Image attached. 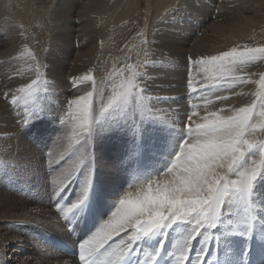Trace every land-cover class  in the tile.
Returning <instances> with one entry per match:
<instances>
[{
	"label": "snow or ice",
	"instance_id": "1",
	"mask_svg": "<svg viewBox=\"0 0 264 264\" xmlns=\"http://www.w3.org/2000/svg\"><path fill=\"white\" fill-rule=\"evenodd\" d=\"M258 58H264V46L233 48L218 55L202 56L199 60L189 57L188 61L193 66L203 65L216 72L235 67L242 73L236 79L246 84L252 81L245 78L248 74L244 68ZM149 62L145 61V66ZM119 75L121 82L112 87L106 102L104 89L97 90L92 76L83 78L92 81L93 91L67 102L69 107L77 109L80 128L58 158L52 159V153L48 154V173L59 168L57 176L60 178L59 182L54 180L50 199L66 222L75 218L73 214L82 209L89 198L96 167L92 145L97 131H123L129 125L127 130L140 142L145 125L156 123L150 117L156 115L159 104L166 102V98L149 91L144 79L146 72L133 73L126 78L123 73ZM259 76L257 99L240 108H229L231 115L211 112L197 120V111L186 114L187 123L181 122L178 130L173 129L177 134L174 148L162 168L129 183L122 195L120 191L112 202L108 218L79 242V264H234L228 255L222 260L207 259L211 242L214 240L218 247L221 243L230 244V236L243 238L240 260L241 264H247V242L255 234L257 221L264 222V203L257 199L256 192L257 185L264 180V139L252 138L257 131V124L253 123L257 100L264 107V72ZM40 79L37 74L36 79L12 94V105H18L21 100L26 103L20 121L24 128L51 114L49 106L36 103V93L41 90L47 93L56 83L54 79L51 83L44 80L41 89L37 87ZM79 82L77 77H72L73 85ZM187 87L189 95L197 92L192 87L191 77ZM94 95L99 104V116L95 114ZM216 99L228 97L217 96ZM58 108L63 111L62 106ZM260 116L264 117V112ZM56 119L61 125L65 123L60 116ZM258 127L264 131V123ZM54 143L63 147L60 136ZM43 180L46 182L47 175ZM73 182H78L79 191L74 200L66 203L67 198L61 197ZM237 207H242L243 215L234 211ZM66 264L77 262L73 259Z\"/></svg>",
	"mask_w": 264,
	"mask_h": 264
},
{
	"label": "rangeland",
	"instance_id": "2",
	"mask_svg": "<svg viewBox=\"0 0 264 264\" xmlns=\"http://www.w3.org/2000/svg\"><path fill=\"white\" fill-rule=\"evenodd\" d=\"M12 2L11 4H13ZM137 2V15H130L128 20H125L120 25L123 27V30L118 35L119 42H117L118 46L116 45L114 51L112 53L108 52L110 51V47H106L104 49V53L106 54H101L100 58L103 56L102 59L96 60L99 65L93 62L94 64L88 70L79 71L67 76L65 80L66 84L63 87L65 89H58L59 87L55 84L54 89H49L47 93L43 90L36 93L38 97L36 103L42 106H49L51 114L32 121L25 128L20 124V121L25 114L26 103L24 100H21L18 105H12V94L16 93L17 89L24 87L25 83H31V79L27 80L31 76H34V79H36L37 74L40 75V84L37 87L41 89L43 88L44 80L49 81V83L52 80L47 78L46 71L40 60L42 54L34 52V46L28 42V35H23L27 43L21 46L19 43L22 41V37L16 31H13L10 25L1 22L0 79H4V81L7 79V83L0 90L2 107H4L0 115V216H17L18 218H11L5 221V225L10 230V233L4 234V231L0 229V244L6 239V241H10L14 236L19 235L28 240L33 247V251L21 250V254L15 253V256L7 252L5 258L19 257L20 262L25 264H66V262H70L73 259L76 260V258L49 249L44 242V236L56 235L64 237L67 235L65 220L60 217V210L55 207V202L50 199V194L55 186L54 180L59 182L60 178L57 176L59 168H57L56 172L48 173V161L50 158L48 154L49 152L52 153V159L58 158L61 151L72 142L75 132L80 128L81 119L79 113L75 106L69 107L67 102L77 96L84 95L86 92L93 91L92 81L83 79L84 77L91 75L95 81L97 90L99 88L104 89V100L106 102L107 98L111 95L112 87L121 82L122 77L119 73H123V77L126 78L133 73L143 74L146 72L147 75L145 77L147 79H144L147 81L151 93L166 98V102L169 103H171L170 100L177 101L178 105H175L177 111L180 110L177 106L183 105L185 107V110H183L185 112L182 110H180L181 113L177 112L175 115L176 122L173 123L162 117V114L164 115L167 110L165 108L166 104L164 102L159 104L156 115L150 117L156 123L145 125V133L140 142L138 139H134L130 130H127L129 125H126V129L123 131H97L95 143L92 145L96 167L94 170L93 186L90 190L92 191L90 207L92 206L93 218L97 220L96 227L111 214L112 202L120 191L122 195L123 190L128 189L129 183H134L141 178L155 173L166 163L167 157L172 154L177 135L173 129L178 130L181 127V122L187 123L186 114L192 111L199 113L198 110L202 109L199 116L195 118L197 120L200 116L211 112H216L218 115L223 116L230 115L221 114L215 109L224 110L223 104L239 93V87L244 88L245 86H249V99L246 100L247 104L245 106L257 99L255 93L259 90V84L256 82H258L260 76H258L259 72L255 68L254 62L244 68L245 73L248 74L245 78L252 81L246 84H241L236 79L242 73H238L239 71L235 67H229L224 72H216L207 70L203 65L193 66L189 64L187 68H183L185 79L176 88L187 90L186 97H181L178 101L176 100L178 98L175 99L174 96L167 98V94L160 95L157 92L158 89L166 90L168 88V81L173 80L167 70L173 73V68H175L177 75L183 69L178 67L177 63L175 65L171 57L166 58V60L152 54V50L146 42L147 36L145 31L148 25V16L151 13L152 0H137ZM8 16L7 14L3 18ZM189 21L193 22L192 19H185L183 23L189 25ZM212 21H205L202 26L209 27L213 23ZM179 31L181 33L177 32L176 35L179 38H184L185 32ZM197 31L200 32L197 36H201L202 30L197 28ZM206 32L208 36H211V38H208L210 40L213 39L212 36L215 37L216 35L215 33L212 34L209 30ZM193 40L198 41L197 39ZM83 44L72 51H64V56L68 59H81L85 53L91 52V49L95 47V44ZM107 48H109L108 51ZM202 56L209 55L190 57L193 60H199ZM145 61H150L146 65L147 68L144 67ZM159 70H161L160 73ZM72 77L79 79L78 85L71 83ZM189 77L192 79V87L197 89V92L191 95H189L190 90L187 87ZM251 77L252 79H250ZM179 80L177 78V82ZM181 84L183 85L181 86ZM202 84L205 87L202 88ZM175 87H177L176 84L174 85ZM58 93L59 95H56ZM17 94L19 95V93ZM48 94H54L57 97H50L53 98L50 101V98L47 96ZM217 96H227L228 99L217 100ZM46 98L49 100L46 101ZM93 100L95 114L99 116V104L96 103L97 97L95 95ZM207 101H211V103H207ZM31 102L29 100L28 104L30 105ZM58 105L62 106L63 111L59 110ZM175 107L173 109L176 110ZM211 109L214 110L212 111ZM261 112H264V107H261V101L257 100L255 120L253 121V123L257 124V131L252 136L256 140L264 139V131H260L258 127L260 123H264V117L260 116ZM5 115L10 116L12 122H4L1 116ZM56 116L63 118L65 123L61 125L60 120L56 119ZM8 126L10 127L9 130L6 129ZM58 136L61 137L63 147H57V144L54 143ZM8 143L12 144L9 145ZM139 143L140 147L138 148L137 144ZM255 158L258 159V157ZM44 175H47L46 182L43 180ZM78 191V182H73L65 189L61 199L67 198L66 203H70L71 200L76 198ZM256 192L257 199L264 203V200L261 199L264 198V180L259 182ZM82 209L80 210L82 211ZM234 211H238L243 215L242 207H237ZM228 240L230 244L221 243L219 247L213 240L210 244L211 254L207 259L214 261L218 257L222 260L228 255L234 264H241L240 257L243 250V238L230 236ZM70 242L71 244L73 243L72 241ZM251 244L253 246L254 244L255 246L258 245L257 247H259V250L264 255V222L257 221L255 234L247 242V256L253 253L250 249ZM192 257L195 259L194 252L192 253ZM76 262L79 264L78 260ZM260 264H264V260Z\"/></svg>",
	"mask_w": 264,
	"mask_h": 264
},
{
	"label": "bare ground",
	"instance_id": "3",
	"mask_svg": "<svg viewBox=\"0 0 264 264\" xmlns=\"http://www.w3.org/2000/svg\"><path fill=\"white\" fill-rule=\"evenodd\" d=\"M11 2L12 0H0V25L1 22L10 25L13 31L22 37V41L19 43L21 46L27 43L23 35H28V42L34 46V52L42 54L40 60L47 78L52 81L54 79L58 89L65 86L67 76L79 71H86L94 64L93 62L102 59L103 56L101 58L100 56L106 54L104 53L106 47H110V51H108L109 48L107 51L112 53L118 44L117 42H119L118 35L123 30L120 25L128 20L130 15L136 14L138 10L137 0H14L13 4ZM7 14L9 16L3 18ZM185 19H192L193 22L189 21V25H186L183 23ZM205 21H212L213 23L209 27H204L202 24ZM147 23L145 30L147 41H145L152 50V54L165 59L171 57L175 65L177 63L178 67L182 69L189 66L188 58L190 56L217 55L222 51H229L233 48L239 49L244 46H264V0H152L151 13ZM197 28L202 30L201 36H197L200 33ZM179 30L185 32L184 38H179L176 35L177 32L181 33ZM207 30L216 34L215 37L212 36V40L208 39L211 36H208ZM82 43L95 44V47L91 49V52L85 53L81 59H68L64 56V51H72ZM254 65L259 74L264 72V58H258L254 61ZM173 69L174 74L166 69L173 78V80L168 81V88L163 90L158 89L160 87L157 86V92L160 95L167 94V98L174 96L179 101L181 97H186L187 90L176 89L180 82L185 79V73L183 69L176 75V69ZM34 78L31 76L27 80ZM177 78L180 79L178 82ZM6 80L0 79V90L6 85ZM175 84L177 87L174 88ZM248 93L249 86L239 87V93L223 104L224 110L218 108L215 110L221 114L231 115L229 108H240L247 104ZM56 95L48 94L47 96L50 98ZM48 98L45 100H49ZM1 100L0 96V115L4 108ZM51 100L53 98H50ZM164 104H166L167 110L164 115L162 114V117L173 123L176 122L175 115L177 112L181 113L180 110H185V107L181 105L182 102L181 106H177L180 108L179 111L175 107L178 105L177 101L175 103L164 102ZM226 108L227 110H225ZM198 111L200 113L202 109ZM1 117L6 123L12 122L10 116ZM6 129L9 130L10 127L8 126ZM91 193L92 191H90L85 205L91 212V219L96 228L97 220L93 218L92 206L90 207ZM84 207L82 211L78 209L77 213L73 215L76 217L78 213L81 214ZM16 217L0 216V229L4 231V234L10 233L5 221L11 218L17 219L18 217ZM6 240L0 244V264H25L20 262L19 257L10 259V257L5 258V255L7 252L15 256L18 253L21 254V250L33 251L32 244L19 235L14 236L10 241Z\"/></svg>",
	"mask_w": 264,
	"mask_h": 264
}]
</instances>
